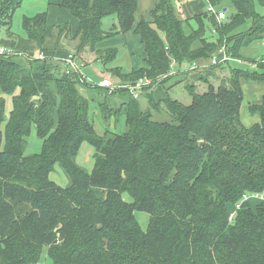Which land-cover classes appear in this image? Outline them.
<instances>
[{"label":"trees","instance_id":"trees-1","mask_svg":"<svg viewBox=\"0 0 264 264\" xmlns=\"http://www.w3.org/2000/svg\"><path fill=\"white\" fill-rule=\"evenodd\" d=\"M223 1L209 0L215 8ZM228 1L231 16L195 14L198 25L187 32L189 18L180 17L173 0H155L151 20H137L140 0H48L79 21L76 49L65 51L79 69L55 57L70 22L49 24L45 11L24 17V36L7 31L1 42L16 53L0 54V264H39L45 247L53 264H264V201L248 199L236 209L245 195L264 193V95L250 106L260 121L246 126L241 118V80L264 81V56L240 54L264 38V13L256 9L264 0ZM22 2L0 0V18L11 23ZM107 15L118 19L117 33L140 35L145 66L127 71L113 64L118 49L103 47L116 34L102 27ZM85 50L123 83L150 81L139 94L149 106L142 108L130 88L104 87L102 78L85 75ZM223 51L228 58L220 61ZM198 59L211 63L188 75L208 89L198 93L190 84L186 105L165 82L175 61ZM231 60L251 61L254 70L233 68ZM226 66L228 75L219 72ZM83 89L99 101L105 128L124 116L127 130L109 125L99 134ZM5 94L13 95L9 117ZM164 108L172 119H154L153 110ZM32 126L43 139L38 154L25 153ZM85 141L96 149L92 171L77 162ZM55 165L67 174L66 187L50 178ZM136 211L149 214L147 229Z\"/></svg>","mask_w":264,"mask_h":264},{"label":"rangeland","instance_id":"rangeland-1","mask_svg":"<svg viewBox=\"0 0 264 264\" xmlns=\"http://www.w3.org/2000/svg\"><path fill=\"white\" fill-rule=\"evenodd\" d=\"M175 7L178 11V14L182 18H189L188 25H185V28L187 29V32L191 30V27H197V21L195 18H193L194 14H190L188 11H185V6H195L198 4H202V6L199 8L200 10L203 9L204 11L208 10V0H200V1H192V0H173ZM155 0H140V7L136 14L137 20H139L141 17H144L147 20L152 19V9L154 8ZM184 6V8L182 7ZM64 9V8H62ZM217 10H222L226 13V17L228 18L235 12V7L233 4L225 0L221 4L216 6ZM225 9V10H224ZM256 9L260 13H264V6L256 3ZM45 11H49V2L48 0H23V2L18 6L12 17H11V23L10 18H7V15L0 18V47L3 45L1 40L3 38L7 37V31L11 28V31L18 35V36H24L25 30L23 27V20L26 16H35L38 13H42ZM66 18L63 19H69L68 21L64 22H70V28H71V35L69 38H62L61 44L63 45L62 53L65 54V51H72L76 49V45L78 43L77 39H74L73 36L75 34V28L79 24V21L77 18L73 17L68 10H65L63 12V15ZM226 18V19H227ZM63 22V23H64ZM251 20L248 21L245 25L241 27L239 30H246L251 25ZM102 27L105 31H115L116 34L112 36L111 38H108L105 43L103 44V47H114L118 49V57L116 61H120V65H122L124 68H127V62H128V54L133 59V64L136 67L138 66H145L146 65V52L144 49V45L141 41L140 35H138L134 30L128 31L127 33H117L120 29L118 19L113 15H107L102 20ZM213 27L212 25L207 26V36L209 38L214 37L213 33ZM55 56L56 58H64L65 55ZM240 54L244 58L251 59H258L264 56V38L257 39L253 41L252 43L243 46L240 49ZM82 59L87 63L88 65L85 67V75H88L89 78H98L100 76V73H106L107 78L111 77V80L114 83H118L121 80L117 77H114L113 74L105 72L104 64L101 60H99V56L97 54L85 50L82 53ZM119 64V62L117 63ZM230 66L233 68L238 69H244L248 71L254 70L253 63L251 61H237V60H231ZM195 67V62H191L189 60H185L181 63L174 62L172 65V75L169 76V78L166 80V86L169 89V94L173 99H177L181 101L183 104H190L193 100L192 92L189 89L190 84L196 85V92L203 93L208 89V84L201 81H193V78H191L188 75V72H190ZM96 73H95V72ZM229 67H225L222 69H219V72L224 73L225 75L229 74ZM98 76V77H96ZM102 76V75H101ZM100 76V77H101ZM109 76V77H108ZM114 77V79L112 78ZM105 78L104 76L102 79ZM214 83H217L215 81ZM217 85V84H215ZM206 89V90H205ZM83 93L86 96H89L91 98L90 102V117L94 121V126L96 131L99 134H104L105 129L109 126L110 131H115L117 133H124L127 130V126L125 123V117L120 116L118 125L116 124V120L113 118L110 121V124L106 125V128L104 127L103 121V115L100 112V106L99 101L96 98H92L91 93L87 89L82 90ZM19 90L16 92L18 93ZM5 102H6V116L9 117L11 111L13 110V95L12 94H5ZM140 103L142 108H147L149 106L148 98L146 96H140ZM153 118L157 120H164V121H170L172 119V116L170 112L164 108L163 111H154L153 110ZM26 141L27 146L25 153L26 154H38L43 150V139L38 135L37 130L34 126L30 129V131L26 135ZM2 145H0V148ZM95 147L91 143L85 141L81 144L79 153L77 156V162L80 166H82L87 171H92L93 167L95 165ZM50 178L54 180L57 184L60 186L66 187L69 184V178L63 168L60 165H55L53 170L50 173ZM124 197L131 201V197L128 193L124 194ZM136 217L142 226L143 229H147L149 224V214L144 211H136ZM39 264H53L52 259L49 257L47 252V247H45L41 254V259Z\"/></svg>","mask_w":264,"mask_h":264},{"label":"crops","instance_id":"crops-1","mask_svg":"<svg viewBox=\"0 0 264 264\" xmlns=\"http://www.w3.org/2000/svg\"><path fill=\"white\" fill-rule=\"evenodd\" d=\"M192 1H200V0H192ZM202 6V4H198L195 6H185V11H188L190 14H198V13H203L205 12L203 9H199ZM184 8V6H182ZM63 7L57 5V4H49V11H48V23L49 24H60L63 23L64 21H68L69 19H63L66 18L63 15V12H65V10H67L66 8L62 9ZM71 14V13H70ZM193 15V16H194ZM79 25V24H78ZM78 25L76 26V28L74 29L75 31L78 28ZM64 53L61 54V52H56L55 55L56 56H60L63 55ZM65 55V54H64ZM121 60L115 61L113 64L114 65H120ZM119 62V64H117ZM133 59L130 57V55L128 54V62L127 65L128 67L125 68L127 71H131L133 69H137L140 66H134L133 64ZM210 61L208 60H204V59H198L195 62V65L197 67H203V66H208L210 65ZM122 66V65H120ZM95 72V71H94ZM107 73H110L108 71H105ZM96 73V72H95ZM111 74V73H110ZM102 75V76H101ZM101 76V77H100ZM100 78L107 77L106 73H100ZM109 77V76H108ZM241 84L243 87V91H244V99L241 105V118L243 123L246 126H251L257 122L260 121V116L258 114H254L250 111V106L252 104L255 103H259L262 100V97L264 95V81H258V80H253V79H245L243 78L241 80Z\"/></svg>","mask_w":264,"mask_h":264},{"label":"built area","instance_id":"built-area-1","mask_svg":"<svg viewBox=\"0 0 264 264\" xmlns=\"http://www.w3.org/2000/svg\"><path fill=\"white\" fill-rule=\"evenodd\" d=\"M208 11H210L212 13H215L219 19L226 18V13L224 11H222V10H220V11L217 10L215 8V6L212 5L209 2V0H208ZM12 53H16V51L13 48H11V47H9L7 45H2L0 47V54H12ZM222 53H223V55L220 58V61L226 60L228 58L227 55H226V53L224 51ZM37 57L38 58H44V57H46V53L40 52ZM64 58H65L64 60L66 61V63L69 64V65H71V68H78V69L80 68L79 65L75 62L74 55L72 53L69 54L68 56H65ZM217 61H218V59H213L212 60V63H216ZM148 83H150V81H146L145 82L144 80H139V81H137L134 84L133 83H131V84L123 83L122 81H120L118 83H114L111 80V78L105 77V78H103V79L100 80L99 85L104 86V87H109V88H112V89H116V88H130L132 94L135 97L138 98L140 96L139 94H140V91L142 90V86H144L145 84H148ZM248 199H258V200L264 201V193H258V194H252V195H245L244 196V199L242 201H240L236 205V209L240 208L241 207V203L243 201H245V200H248ZM236 211L237 210H234L230 214V218H233L235 216Z\"/></svg>","mask_w":264,"mask_h":264},{"label":"water","instance_id":"water-1","mask_svg":"<svg viewBox=\"0 0 264 264\" xmlns=\"http://www.w3.org/2000/svg\"><path fill=\"white\" fill-rule=\"evenodd\" d=\"M36 98H37V96H36Z\"/></svg>","mask_w":264,"mask_h":264}]
</instances>
